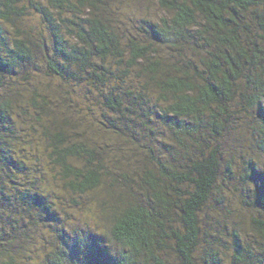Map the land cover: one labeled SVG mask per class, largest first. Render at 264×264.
<instances>
[{"label": "trees", "instance_id": "obj_1", "mask_svg": "<svg viewBox=\"0 0 264 264\" xmlns=\"http://www.w3.org/2000/svg\"><path fill=\"white\" fill-rule=\"evenodd\" d=\"M132 1L0 0V264H264V217L249 238L219 190L264 215V173L245 157L264 153V0H157L170 16L138 34L119 19ZM80 100L106 108L105 134L149 139L147 157L131 164L126 144L106 162L99 137H76ZM136 185L148 199L116 214ZM88 192L116 214L108 261L60 211ZM38 225L57 237L41 259Z\"/></svg>", "mask_w": 264, "mask_h": 264}, {"label": "rangeland", "instance_id": "obj_2", "mask_svg": "<svg viewBox=\"0 0 264 264\" xmlns=\"http://www.w3.org/2000/svg\"><path fill=\"white\" fill-rule=\"evenodd\" d=\"M133 1L127 7H122L123 3L119 5L121 10H124L125 13L128 14V15L119 14V19L121 23L123 24L122 27L125 29L124 33L133 32L134 34H138L139 30L136 29V27L138 26L140 19L144 17H149L153 21H160L162 17L170 16V13L165 11V9L159 5L157 0H133ZM29 21H33L34 23L38 24L39 19L38 17H32V19H30ZM45 31L46 33H49L47 28L45 29ZM53 94L54 93H51V96ZM74 97L77 98L76 96ZM88 103H89L88 100L87 101L80 100L78 102L79 105L74 106L73 108L72 107L70 108L68 113L72 117L71 118L72 125L68 127L69 130L71 132H74L75 133L74 135H76V137H78L80 133H84V132L86 133L84 134V136L87 135L93 138L99 137L100 139H99L98 145L103 146L105 149L104 150L105 155L107 156L106 158H108L107 160L105 158L106 162H111L114 158H115V161H119V159L123 157L122 151L120 149H122V147H126V144H129L131 147L130 151L133 152V150L135 149L133 153H136V154H128V159L126 157H124V159H127V161H130V163L133 165H139L142 157L144 156L147 157L148 155V150L146 146L148 145V148H149L150 140L148 139L147 141L142 138H141V141L136 140V139L133 140L135 137L133 138L132 136L130 137V136H125V135L120 134V137L123 140L122 141L120 140L119 137L116 138V136L113 137V136H110L109 134H105L106 131L109 133H115L114 129L111 127L109 122L106 120V117H107L105 113L106 108L101 103L97 102V104H92V106H90L91 109L89 110V108H87ZM137 116L139 117V115ZM152 127H155V125L153 124ZM134 129H136L137 135H139V132H140L143 137H145V135L147 134L148 138H150L149 135L150 133H152L150 132V130H146V131L140 130L138 123L134 124ZM126 139L129 140V143L126 141ZM139 144H142V148L139 147ZM144 144H145V147H144ZM250 154L251 153H249V150L247 149L246 150L247 156L245 157L252 156L253 159L257 161L259 169H261V171L264 173V153H257V154L254 153L251 155ZM240 162H241V167H242L243 161H240ZM21 177L23 178V175ZM222 188H220L219 190L225 195L224 203L231 202L232 200H235L236 198V201H235L236 203H232V206L230 207L236 210L240 208L241 210H243L242 212H245V216L242 218V220H240L243 228H245L243 231L246 234H249L248 235L249 238L254 237L253 233H257V230H259L258 229L259 226L252 222L250 223V221L253 219L252 218L253 216H258L259 214H261L262 217H264V215L260 213V211L257 209L243 207L239 205L240 204L239 203L240 193L238 194V196H235L234 193H230L225 188L223 189ZM56 190H59V188H56ZM132 191H133L132 193L130 192L124 193L119 199H112L114 203V207H116V210H115L116 214L121 213L128 205H136L139 202L143 203L144 201L148 199L147 195L140 192L139 186L136 185L134 188H132ZM64 196H66L65 198H67L66 199L67 201L65 202H67L68 206L64 205L65 210H63L62 208L60 211L62 212V215L65 217L64 223H66V226H69V231L71 232V235H73V237L76 235L80 237H86L87 235L90 236V234H87V233H92V234L95 233V235L93 234L94 235L93 237L96 238L98 243H96L93 246V249L98 252H101V250L108 251L109 255L107 256L106 261H108V259L115 256L118 253L119 245L110 239L109 237L110 235L109 233H107V230L109 228H112V224L114 223L113 217L116 214H113L103 209V206L105 205L104 204L101 205V202L99 203V200H98V198L101 196L94 194L93 192H88L87 194L82 195V196L80 195L75 196L76 197L75 199H77L78 201V203L76 202L77 204L72 203L73 201L75 202V200L69 199L70 198L69 195L66 194ZM103 200L107 203V199L103 198ZM66 212H68L69 216L72 218H68V216L66 215ZM211 215L214 218L215 216H217L214 213H211ZM213 217L211 218L215 220ZM225 218H226L225 220H228V221H230L231 219L230 215H226ZM61 222L63 223V221ZM47 226L48 227L50 226L49 227L50 229L45 228L46 230H44L43 227H40L38 225L37 229L33 232L35 234L40 235L41 236L40 239L43 240V242L40 241L36 244L38 246L37 253H39L38 254L39 258L37 257L38 259H41L43 257V254H47V252L49 251L53 253L52 251L54 250V243L57 240L56 233L53 231L55 230V228L51 225H47ZM231 227L232 226H230V228ZM41 230L43 231V233ZM45 237L46 239L44 240ZM226 244L228 245V243ZM226 244H224L223 242L220 245L221 248L222 249L225 248ZM30 255H32L31 252H30ZM226 255H227V258H225V260L229 262L230 256L228 254ZM166 257L168 260L171 257L173 258V256L171 255L169 257L168 256ZM167 264H169V262Z\"/></svg>", "mask_w": 264, "mask_h": 264}]
</instances>
